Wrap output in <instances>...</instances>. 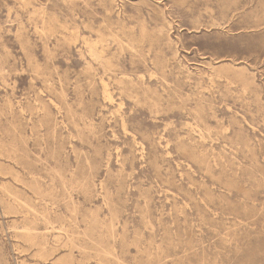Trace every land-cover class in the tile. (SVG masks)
<instances>
[{"label":"rangeland","instance_id":"1","mask_svg":"<svg viewBox=\"0 0 264 264\" xmlns=\"http://www.w3.org/2000/svg\"><path fill=\"white\" fill-rule=\"evenodd\" d=\"M0 264H264V0H0Z\"/></svg>","mask_w":264,"mask_h":264},{"label":"bare ground","instance_id":"2","mask_svg":"<svg viewBox=\"0 0 264 264\" xmlns=\"http://www.w3.org/2000/svg\"><path fill=\"white\" fill-rule=\"evenodd\" d=\"M43 34V33H42ZM89 42V41H88ZM99 43V42H98ZM96 44H97V42H96ZM95 44V45H96ZM126 44V43H125ZM86 45V44H85ZM106 48V47H105ZM90 49V48H89ZM96 51V50H95ZM98 53H100V52H98ZM103 53V52H102ZM100 55V54H99ZM142 76V75H141ZM149 78V77H148ZM113 102V101H112ZM54 104V103H53ZM21 110V109H20ZM41 112V111H40ZM123 115V114H122ZM29 119H30V117H29ZM41 179V178H40ZM24 205V204H23ZM37 214V213H36ZM34 219V218H33ZM28 233V232H27Z\"/></svg>","mask_w":264,"mask_h":264}]
</instances>
